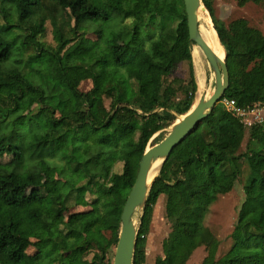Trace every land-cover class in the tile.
<instances>
[{
	"label": "trees",
	"instance_id": "obj_1",
	"mask_svg": "<svg viewBox=\"0 0 264 264\" xmlns=\"http://www.w3.org/2000/svg\"><path fill=\"white\" fill-rule=\"evenodd\" d=\"M2 1L15 5L19 26L27 23L22 44H34L48 69L39 83L16 66H0V264H113L141 156L190 110L197 91L183 0ZM201 1L224 50L229 84L162 162L142 208L133 264L145 261L160 197L171 223L154 264H186L201 245L200 264H264V120L245 127L223 101L264 105V33L243 17L222 21L215 0ZM248 2L264 9V0H236ZM58 13L73 22V36H64ZM47 19L57 41L52 49L38 41ZM90 24L101 41L84 36ZM4 32L0 63L12 46ZM180 64L185 76H172ZM87 79L92 87L82 91ZM37 172L44 181L38 198L28 200ZM240 177L244 200L232 243L216 257L218 240L204 217ZM74 205L91 208L65 217ZM32 246L36 252L27 253Z\"/></svg>",
	"mask_w": 264,
	"mask_h": 264
},
{
	"label": "rangeland",
	"instance_id": "obj_2",
	"mask_svg": "<svg viewBox=\"0 0 264 264\" xmlns=\"http://www.w3.org/2000/svg\"><path fill=\"white\" fill-rule=\"evenodd\" d=\"M205 11L209 18L210 29L214 33L215 31L213 29L209 14L206 9ZM214 12L215 15L224 22H228L231 19L238 17L246 18L251 25L258 27L264 33V9L257 4L248 2L243 6H238L236 0H215ZM58 23H60V27L63 30L64 36H73V33L71 32L73 22H71L70 24L68 17L65 14L61 16V14L59 15L58 13ZM198 23H200V21ZM26 25L27 23L19 26V14L14 4L0 0V28L5 29V37L11 40L10 42H12L10 56L7 60L2 61L0 63V66L2 68H10L11 66H16L20 71L28 75V77L34 82L44 83V81L47 80V76L43 75L44 73H46L44 70L48 69L45 61L43 60L44 58L38 56L35 57L33 48H35L36 46H34V44H30L28 46L22 44V38L24 39V36L27 33L25 29ZM96 28L98 27L95 24L88 25L87 31L84 32V36L92 40L99 39V34L96 32ZM76 34H81V32H76ZM38 41L42 42L44 47L47 49H52L56 46L57 41L54 36V25L49 19L46 20L45 32L40 38H38ZM98 41L101 40L99 39ZM119 44L122 45L120 41ZM193 46H195V44H192L191 46V54ZM203 58L204 66L201 76L204 81L203 85L200 87L195 74L197 91L195 93L194 102H196L199 97L203 95L208 97L214 89L213 72L205 56ZM194 72L196 73L195 65ZM172 76L184 77L185 67L181 64L177 65L172 71ZM91 87L92 82L89 79L82 80L79 84V89H81L82 91H86ZM105 104L107 105L108 102L106 101ZM169 131L170 127L162 130L161 133L163 136H166ZM158 133L160 132L154 134L153 137H156ZM150 146L152 145L149 141L146 147ZM4 159H7V156H5ZM43 181V173L37 172L36 174H34V183L30 187H28L25 192V196L28 200H35L38 198L40 185L43 183ZM243 187V179L240 177L231 191L225 194H221L217 197V199L209 206V209L204 217V225L218 240L216 257L224 254L232 243L230 233L236 221L240 206L244 200ZM86 197L87 199H91L92 195L88 193L86 194ZM90 208V205H74L69 208V210L65 214V217H67L68 214L78 211H86ZM141 214L142 209L138 208L133 215V220L137 227L139 226V218ZM170 223L171 220L167 219L164 216L163 198L160 197L157 204L154 205L152 216L148 225V231L145 237V261L143 264H154L156 257L162 254V241L167 236L170 230ZM36 250L37 249L32 246L27 249V253L33 254L36 252ZM205 255V245L198 246L194 249L186 264H200Z\"/></svg>",
	"mask_w": 264,
	"mask_h": 264
},
{
	"label": "water",
	"instance_id": "obj_3",
	"mask_svg": "<svg viewBox=\"0 0 264 264\" xmlns=\"http://www.w3.org/2000/svg\"><path fill=\"white\" fill-rule=\"evenodd\" d=\"M183 3L189 39L194 44L200 46L207 58L214 75V89L208 97L203 95L196 102H193L187 113L181 115V117H177V120L170 127V131L162 140L145 148L139 162L135 182L125 199L120 214V228L113 256V264H133L137 236V226L133 220V215L138 208H143L151 183L157 175H153L149 181V174L154 170V163L161 160L158 173L162 162L168 157L171 150L193 130L194 126L201 119L210 113L213 106L223 97L229 84L225 55L222 60L219 59L199 31L197 9L200 5L203 6L202 1L183 0Z\"/></svg>",
	"mask_w": 264,
	"mask_h": 264
},
{
	"label": "bare ground",
	"instance_id": "obj_4",
	"mask_svg": "<svg viewBox=\"0 0 264 264\" xmlns=\"http://www.w3.org/2000/svg\"><path fill=\"white\" fill-rule=\"evenodd\" d=\"M197 18H198V22L200 21L199 31L202 37L204 38L208 46L215 52V54H217L219 59L222 60L224 58L222 46L219 42V39L216 33L215 32L213 33V31L210 29L209 18L205 11V8L202 5H200L199 8L197 9ZM204 56H203V52L201 48L195 44V46H193V49H192V57H193L194 65H195V71H196L195 74H196L197 81L200 87L203 85V81H204L201 76L203 66H204V58H203ZM160 163H161V160H158L154 163V170L149 174V178H148L149 181L153 177V175L157 173Z\"/></svg>",
	"mask_w": 264,
	"mask_h": 264
},
{
	"label": "built area",
	"instance_id": "obj_5",
	"mask_svg": "<svg viewBox=\"0 0 264 264\" xmlns=\"http://www.w3.org/2000/svg\"><path fill=\"white\" fill-rule=\"evenodd\" d=\"M224 104L231 114L238 117L243 126L261 123L264 120V105L241 107L233 99H224Z\"/></svg>",
	"mask_w": 264,
	"mask_h": 264
}]
</instances>
